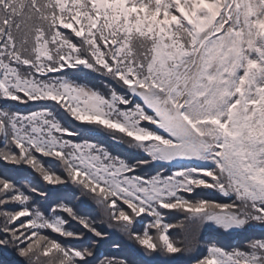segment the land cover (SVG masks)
<instances>
[{
  "label": "snow or ice",
  "instance_id": "snow-or-ice-1",
  "mask_svg": "<svg viewBox=\"0 0 264 264\" xmlns=\"http://www.w3.org/2000/svg\"><path fill=\"white\" fill-rule=\"evenodd\" d=\"M0 254L264 264V0H0Z\"/></svg>",
  "mask_w": 264,
  "mask_h": 264
},
{
  "label": "trees",
  "instance_id": "trees-1",
  "mask_svg": "<svg viewBox=\"0 0 264 264\" xmlns=\"http://www.w3.org/2000/svg\"><path fill=\"white\" fill-rule=\"evenodd\" d=\"M21 111H25L26 109L21 106L20 109ZM122 151V150H121ZM145 171H151L150 169H145ZM212 198L215 199H223L222 197L219 196V194H214L212 196ZM90 211L95 212V208L93 206L92 209H90ZM97 220H99V216L96 217ZM179 219H181L179 216H172L169 218V222L171 223H176L179 221ZM171 231V235L177 239L180 238V231L179 229H173L170 230ZM248 238H251L252 236H254L255 238H261L259 231H257L254 234H245ZM118 234L113 236V240H118ZM201 239L203 242H208V241H214L217 242L218 244H220L221 246L225 247V248H231L233 246H236L238 244H242L245 240V236H227V235H218L217 233L208 230V229H202L201 231ZM102 252H104L105 254L112 252L115 253L114 249H111L110 245H105L102 249ZM203 248L200 249V252L198 254H203ZM11 257L4 255V254H0V261H10ZM188 264H190V261L188 262Z\"/></svg>",
  "mask_w": 264,
  "mask_h": 264
}]
</instances>
